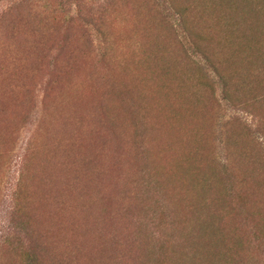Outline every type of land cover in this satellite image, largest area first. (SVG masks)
Listing matches in <instances>:
<instances>
[{
	"label": "rangeland",
	"instance_id": "374dc122",
	"mask_svg": "<svg viewBox=\"0 0 264 264\" xmlns=\"http://www.w3.org/2000/svg\"><path fill=\"white\" fill-rule=\"evenodd\" d=\"M261 137L264 0H0V235L43 264H264Z\"/></svg>",
	"mask_w": 264,
	"mask_h": 264
},
{
	"label": "trees",
	"instance_id": "16d2710c",
	"mask_svg": "<svg viewBox=\"0 0 264 264\" xmlns=\"http://www.w3.org/2000/svg\"><path fill=\"white\" fill-rule=\"evenodd\" d=\"M212 70V69H211ZM217 72V71H216ZM218 73V72H217ZM217 73H216V75H217ZM219 75V74H218ZM220 76V75H219ZM234 110H236L235 111V113H238V108L237 109H234ZM230 112V111H229ZM230 113H232V112H230ZM232 115H233V119H235V116H236V114L234 115L233 113H232ZM243 115L241 114V117H242ZM259 143L260 144H262V145H264V138L263 137H261L260 139H259ZM11 207H13V208H15V206H11ZM6 221H7V219H6ZM9 222V221H8ZM6 225H7V227L10 229L11 228V225L9 224V223H6ZM14 227V226H13ZM217 229L218 230H220L221 228H223V224H218L217 226ZM18 228H13L12 230L10 229L8 232H7V235L5 236V234L4 233H2L1 235H0V243H1V241H3L4 243H6V241H10V240H8V238L11 236V233L13 232V231H15V230H17ZM25 230H27V229H18V231L20 232V233H23L24 234V236L22 237H20V236H18V235H20V233H18V234H15L14 235V238L15 239H17V241H18V243H20V247H24V246H26V250L28 251V253H27V260L25 261V264H43V262H44V260H43V254L42 255H39V253H41V252H36V250H35V245H34V243H33V241L31 240V238H27V239H25V237H27V231H25ZM5 236V237H4ZM4 237V238H3ZM228 250L229 251H233L231 248H229L228 247ZM228 250H226L227 252H228ZM228 254H229V252H228ZM231 255V254H230ZM230 257V256H229ZM225 259V258H224ZM223 262H224V260H223Z\"/></svg>",
	"mask_w": 264,
	"mask_h": 264
}]
</instances>
